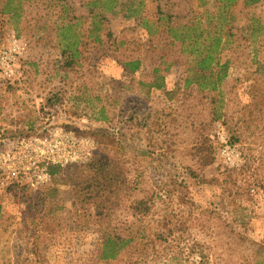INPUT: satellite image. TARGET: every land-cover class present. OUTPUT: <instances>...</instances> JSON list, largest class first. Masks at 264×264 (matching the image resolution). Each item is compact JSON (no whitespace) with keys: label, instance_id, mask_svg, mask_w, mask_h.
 I'll return each instance as SVG.
<instances>
[{"label":"rangeland","instance_id":"obj_1","mask_svg":"<svg viewBox=\"0 0 264 264\" xmlns=\"http://www.w3.org/2000/svg\"><path fill=\"white\" fill-rule=\"evenodd\" d=\"M88 2L24 0L19 18L0 14V135L13 140L20 132L41 134L61 126L90 137L96 144L92 156L59 167L60 177L98 152L120 157L130 190L111 213L109 228L155 231L162 219L181 224L171 242L179 255L168 264H189L186 246L203 248L205 264H264V0L251 5L238 0L220 10L216 22L226 43L220 61L229 62L215 91L221 113L215 121L207 91L184 87L193 65L187 53L170 49L119 10L106 14L96 42L88 36ZM213 5V0L204 6L199 0H145L142 14L154 24L159 6L183 22ZM62 20L81 31L77 62L62 52L56 29ZM128 59L141 61L133 74L119 65ZM154 67L163 78L161 89L150 87ZM52 93L56 100L45 106ZM200 147L209 151L206 162ZM52 188L57 193L48 196ZM152 191L157 194L150 213L133 214L131 199L148 198ZM29 200L39 204L36 212ZM75 201L56 176L37 188L0 184V264H144L139 244L116 260H100L103 226L94 210L88 216ZM151 253L145 264L166 263V253ZM192 258L197 264L199 258Z\"/></svg>","mask_w":264,"mask_h":264},{"label":"trees","instance_id":"obj_2","mask_svg":"<svg viewBox=\"0 0 264 264\" xmlns=\"http://www.w3.org/2000/svg\"><path fill=\"white\" fill-rule=\"evenodd\" d=\"M25 1H43L50 4L59 0H25ZM238 0H213V9L205 8L200 12L191 13L187 21L179 22L175 20L179 15H174L170 12H163L159 6L157 7L158 16L154 17L156 20L148 22L142 14L144 11L145 0H89L87 7L89 8V15L91 17V24L88 27V36H93L94 40L100 43L98 32L102 28L103 21H106L107 13H115L117 10L122 11L123 17L137 18L142 27L150 36L157 35L161 37L165 45L170 49L176 46L180 53H187L193 61V65L187 70L189 75L184 79V87L195 84L197 89L201 92L207 91L206 99L211 105L212 121L219 120L221 113L217 109V90L218 85L225 79L228 59L220 61V53L224 49L226 43L222 40V36L218 30L217 22L221 16V8L235 3ZM259 0H242L244 5H251L257 3ZM24 0H0V14L8 15L11 18H19L22 14V3ZM206 0H199V4L204 6ZM63 12L68 13V6L65 3L61 4ZM58 29V36L60 38L62 52L68 55L77 62L80 52L77 48L81 31L76 29V24L71 22L61 21ZM107 35H110L107 32ZM228 42V41H227ZM230 42V41H229ZM119 65L126 74H133L141 66L140 59H128L120 61ZM159 68L154 67L153 80L150 87L161 89L164 87L163 78L158 74ZM56 93L49 94L45 97V106L56 100ZM27 135V132L18 134ZM235 141L239 139L238 135L231 133ZM0 138L11 139L8 136L0 135ZM233 140V141H234ZM199 154L203 153V159H209V151L200 147ZM98 152V151H97ZM51 177H57L60 184H67L71 196L76 199L79 209L87 212L91 216L92 209L96 212L97 222L102 224V229L99 236V246L97 249L98 258L100 260H116L123 251L129 252L133 245L139 244L144 253L142 256L145 259L144 264L148 261V256L153 254L154 257L159 255V252L165 254V264L171 260L178 258L179 252L171 249V242L174 241V232L179 231V226L173 221L167 223L162 219L158 223V228L155 231H149L146 228L133 232L129 230L126 233H118L109 228V221L111 213L115 212L124 203L125 197L128 196L130 185L126 177L125 169L121 158L117 155H110L108 152H98L93 158L75 169L66 177H60V168L58 166L50 167ZM162 187V186H160ZM51 191V192H50ZM47 193L48 196L55 195L57 188H52ZM156 191H152L148 198H134L131 199L128 208L133 214L139 216H146L150 213L151 203L154 199ZM32 211L36 212L39 204L30 202ZM57 210L55 207L51 212ZM104 224L108 227L104 229ZM158 242L157 248L154 249L155 243ZM262 250L264 247L261 246ZM159 249V250H158ZM185 261L189 264L193 263V254L199 258L197 264L206 263V253L201 247L186 246ZM261 253V249L257 250ZM264 252V251H262ZM192 258V259H191ZM173 263V264H175ZM178 263V262H177ZM181 264V263H178ZM185 264V263H183Z\"/></svg>","mask_w":264,"mask_h":264},{"label":"built area","instance_id":"obj_3","mask_svg":"<svg viewBox=\"0 0 264 264\" xmlns=\"http://www.w3.org/2000/svg\"><path fill=\"white\" fill-rule=\"evenodd\" d=\"M0 184L37 188L51 179L50 167L86 162L96 149L88 136H79L61 126L41 134L2 140Z\"/></svg>","mask_w":264,"mask_h":264}]
</instances>
